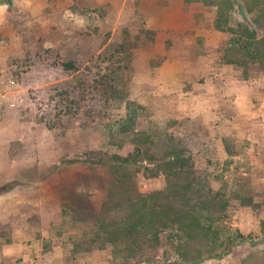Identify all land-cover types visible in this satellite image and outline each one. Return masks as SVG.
<instances>
[{"label": "rangeland", "instance_id": "rangeland-1", "mask_svg": "<svg viewBox=\"0 0 264 264\" xmlns=\"http://www.w3.org/2000/svg\"><path fill=\"white\" fill-rule=\"evenodd\" d=\"M216 14L194 0H0V224L12 229L11 243L0 239V264H112L110 250L74 256L78 234L52 237L51 229L62 222L67 188L92 194L97 205L105 198L77 186L78 174L90 172L74 160L133 151L110 146L104 128L125 116V105L103 109L98 93L78 89L79 79L108 67L126 32L139 128L163 126L179 138L214 190L231 198L227 225L251 238L199 264H252L263 255L264 74L254 67L246 78L223 62L229 35L215 29ZM249 19L236 6L232 22ZM70 61L80 70H65ZM137 183L141 194L167 186L164 174L145 171Z\"/></svg>", "mask_w": 264, "mask_h": 264}, {"label": "trees", "instance_id": "trees-1", "mask_svg": "<svg viewBox=\"0 0 264 264\" xmlns=\"http://www.w3.org/2000/svg\"><path fill=\"white\" fill-rule=\"evenodd\" d=\"M194 1L217 7L215 29L229 35L223 62L242 69L246 78L254 67L264 74V0ZM238 5L250 19L233 23L232 13ZM126 36L116 52L105 58L108 67L79 79L78 89L98 93L103 109L125 105V116L107 121L104 128L110 146L118 150L132 147L133 151L126 156L88 151L73 161L86 165L90 172L78 174L77 186H92L103 191L105 198L97 205L92 194L67 188L61 198L62 222L52 226V237L76 232L71 250L74 256L110 250L112 264H199L224 259L251 238L227 225L231 198L214 190L207 171L196 165L179 138L167 127L139 128L143 106L129 97L126 73L132 71L134 45L128 32ZM63 67L80 70L72 61ZM142 171L150 176L164 174L166 188L141 194L137 179ZM15 186L9 184L6 191ZM0 239L11 243L9 224H0ZM252 264H264V253Z\"/></svg>", "mask_w": 264, "mask_h": 264}]
</instances>
